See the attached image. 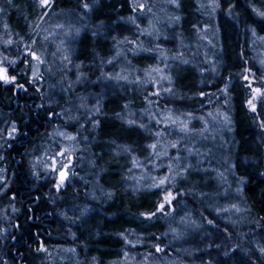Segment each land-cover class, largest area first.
Listing matches in <instances>:
<instances>
[{
    "label": "rangeland",
    "instance_id": "1",
    "mask_svg": "<svg viewBox=\"0 0 264 264\" xmlns=\"http://www.w3.org/2000/svg\"><path fill=\"white\" fill-rule=\"evenodd\" d=\"M4 74L0 264H193L164 234L196 226L195 201L264 262V0H0ZM228 146L250 170L241 198L216 164ZM62 173L85 197L36 234L33 212L65 206L41 186Z\"/></svg>",
    "mask_w": 264,
    "mask_h": 264
},
{
    "label": "trees",
    "instance_id": "2",
    "mask_svg": "<svg viewBox=\"0 0 264 264\" xmlns=\"http://www.w3.org/2000/svg\"><path fill=\"white\" fill-rule=\"evenodd\" d=\"M50 90L54 94L57 92V89ZM33 102L30 101L29 103L34 105ZM18 141L20 142L19 145L29 149L33 144V136L25 131L19 135ZM228 147L221 154L217 153L215 157H220L217 159L216 164H218L219 172L223 178L224 188L229 191L238 190V198H241V192L246 187L247 175H249L250 170L247 171L246 166L238 160L236 150ZM147 165L151 166L150 163ZM141 172L153 174V169H145ZM48 182V180L43 181L41 186H44L47 190L57 188L58 201L65 204V206L63 208L55 207L53 210H44L40 213L33 212L31 220L35 224L36 234L53 237L59 235L60 231L67 228L72 221L73 213L70 209H67L70 204L69 199L74 196L84 198L87 185L78 188L69 182H63L59 186L56 185L58 182L55 184ZM263 186L264 184L260 183L252 188L253 195L258 203L264 200ZM31 191L30 197L34 196ZM240 201L237 202L240 203ZM194 203L196 210H198V217H200L195 223L196 226L192 228L178 226L175 230L171 229L170 232L164 234V237L172 242L174 248L181 251L178 258L189 260L193 264H264L257 256L259 238L256 235L248 233L246 227L241 223L220 220L202 201H195ZM29 207L32 208L31 205ZM239 207L244 212L248 211L245 202L240 204ZM64 210L67 211L64 212ZM70 246L76 249L78 245L72 242ZM7 248H10V244ZM14 252L20 258V254L15 249Z\"/></svg>",
    "mask_w": 264,
    "mask_h": 264
},
{
    "label": "snow or ice",
    "instance_id": "3",
    "mask_svg": "<svg viewBox=\"0 0 264 264\" xmlns=\"http://www.w3.org/2000/svg\"><path fill=\"white\" fill-rule=\"evenodd\" d=\"M43 2L46 4L48 2V0H43ZM0 79H3L6 83L9 82V79L7 77L6 74L4 75H0ZM251 103V102H250ZM63 173L61 174V183H63ZM161 183H164L163 181H161ZM161 207H163V205H161Z\"/></svg>",
    "mask_w": 264,
    "mask_h": 264
}]
</instances>
